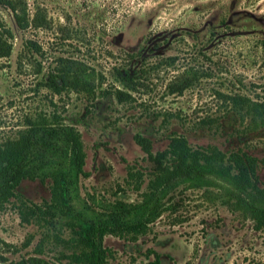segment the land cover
<instances>
[{"label": "rangeland", "instance_id": "rangeland-1", "mask_svg": "<svg viewBox=\"0 0 264 264\" xmlns=\"http://www.w3.org/2000/svg\"><path fill=\"white\" fill-rule=\"evenodd\" d=\"M12 1L26 23L20 27L0 4V24L11 32L10 52L0 57V141L55 111L79 132L84 175L66 206L44 204L49 180L19 182L20 196L0 205V264L30 255L65 264L80 247V227L103 222L119 200L139 201L153 162L134 142L135 132L150 139L152 153L173 131L192 146L243 150L257 158L264 185V123H250L224 98L238 93L264 101V0ZM28 39L39 51L28 53ZM167 55L173 64L155 66ZM60 56L92 71L91 95L44 84ZM121 66L140 76L129 102L107 92L120 87L113 69ZM190 67L199 74L195 83L169 92L168 83ZM163 201L140 230L103 234L105 264H264V224L234 201L182 184ZM24 205L50 210L43 219L25 215Z\"/></svg>", "mask_w": 264, "mask_h": 264}, {"label": "trees", "instance_id": "trees-1", "mask_svg": "<svg viewBox=\"0 0 264 264\" xmlns=\"http://www.w3.org/2000/svg\"><path fill=\"white\" fill-rule=\"evenodd\" d=\"M0 4L14 11L20 27L26 23L24 15L15 11L14 1L0 0ZM10 38V30L0 24V57L9 54ZM25 44L28 53L39 51L35 41L28 39ZM173 62L174 57L167 55L158 58L155 66ZM87 69L81 60L60 56L57 66L42 78L46 82L44 84L54 91L67 88L91 95L95 87L94 78L92 71ZM195 71L190 67L178 73L168 83V91L181 93L193 85L199 76ZM139 77L135 75L134 68H115L113 79L120 87L111 85L107 92L112 93L117 101L129 102L132 97L130 91L141 83ZM224 98L232 109H243L241 113L249 116L250 123H264V101L252 100L238 93L225 94ZM133 140L153 162L147 190L141 193L139 201L125 203L119 200L113 204L103 222L80 227V247L66 256L65 264H105L107 251L102 245L103 234L140 230L159 214L164 207L163 198L180 184L202 189L208 196L216 193L223 202L232 200L235 206L251 214L257 224H264V185L258 182L255 156L240 149L225 152L214 145L192 146L185 135L174 131L169 133L165 146L153 153L147 136L135 132ZM83 162L84 151L78 130L63 122L55 111L47 115L37 114L36 118L27 120L19 134L0 141V205L11 196H20L16 187L25 178L49 180L50 200L44 204L68 205L71 190L76 188L80 175H84ZM132 171L128 170V175H133ZM137 176L140 177L141 172ZM46 210H50V205ZM46 210L37 205H24L23 213H36L45 219ZM10 264L52 263L41 256L30 255Z\"/></svg>", "mask_w": 264, "mask_h": 264}]
</instances>
